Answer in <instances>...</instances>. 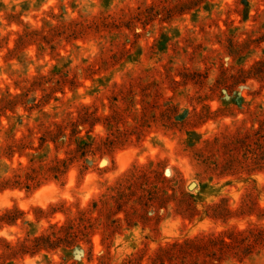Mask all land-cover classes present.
Returning a JSON list of instances; mask_svg holds the SVG:
<instances>
[{
  "label": "rangeland",
  "instance_id": "obj_1",
  "mask_svg": "<svg viewBox=\"0 0 264 264\" xmlns=\"http://www.w3.org/2000/svg\"><path fill=\"white\" fill-rule=\"evenodd\" d=\"M0 264H264V0H0Z\"/></svg>",
  "mask_w": 264,
  "mask_h": 264
},
{
  "label": "trees",
  "instance_id": "obj_2",
  "mask_svg": "<svg viewBox=\"0 0 264 264\" xmlns=\"http://www.w3.org/2000/svg\"><path fill=\"white\" fill-rule=\"evenodd\" d=\"M77 151H80V148H78L76 150V152ZM64 164H65V160L64 159H55L53 161V163L46 168V171H48V172L53 171V172H55V174H59L61 172V168L64 166ZM37 172H38V170H36L35 168H33L31 170V172H27V174H26L27 180L28 181L35 180V178H36V176L38 174Z\"/></svg>",
  "mask_w": 264,
  "mask_h": 264
},
{
  "label": "water",
  "instance_id": "obj_3",
  "mask_svg": "<svg viewBox=\"0 0 264 264\" xmlns=\"http://www.w3.org/2000/svg\"><path fill=\"white\" fill-rule=\"evenodd\" d=\"M193 185H194V183H191V184L189 185V187L191 188Z\"/></svg>",
  "mask_w": 264,
  "mask_h": 264
},
{
  "label": "bare ground",
  "instance_id": "obj_4",
  "mask_svg": "<svg viewBox=\"0 0 264 264\" xmlns=\"http://www.w3.org/2000/svg\"><path fill=\"white\" fill-rule=\"evenodd\" d=\"M195 185H193L191 188H193Z\"/></svg>",
  "mask_w": 264,
  "mask_h": 264
}]
</instances>
